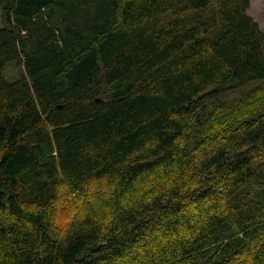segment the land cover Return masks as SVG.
I'll return each instance as SVG.
<instances>
[{"label":"trees","instance_id":"trees-1","mask_svg":"<svg viewBox=\"0 0 264 264\" xmlns=\"http://www.w3.org/2000/svg\"><path fill=\"white\" fill-rule=\"evenodd\" d=\"M250 1L0 0V264H264Z\"/></svg>","mask_w":264,"mask_h":264},{"label":"rangeland","instance_id":"rangeland-1","mask_svg":"<svg viewBox=\"0 0 264 264\" xmlns=\"http://www.w3.org/2000/svg\"><path fill=\"white\" fill-rule=\"evenodd\" d=\"M249 16L253 18L255 22L258 23L261 29L264 28V0H251L250 1V8L248 10ZM8 65L4 68L3 74L6 76L12 77V71L7 68ZM259 83L253 82L250 84L245 85L241 89L225 96L222 98L224 105H233L236 103H240L246 101L248 99L250 91L252 94H255L257 91ZM245 102H243L244 104ZM258 112H264V97L263 94L260 95L259 99L253 101L252 103L246 105L243 108H240L237 112L238 119L243 120L249 118ZM232 115V114H231ZM144 184H141V186ZM73 210H69L68 212L61 210L60 204L57 203L55 205L54 213L52 214V220L55 226H66L69 220L72 217ZM58 227V228H59Z\"/></svg>","mask_w":264,"mask_h":264}]
</instances>
